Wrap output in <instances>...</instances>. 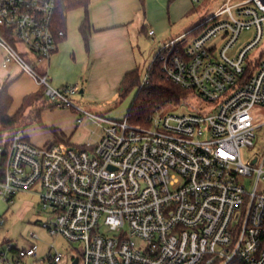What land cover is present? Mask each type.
I'll return each mask as SVG.
<instances>
[{"label":"built area","instance_id":"1","mask_svg":"<svg viewBox=\"0 0 264 264\" xmlns=\"http://www.w3.org/2000/svg\"><path fill=\"white\" fill-rule=\"evenodd\" d=\"M55 11L54 0H0L3 66L20 67L50 103L77 112L79 124L93 120L103 134L84 147H39L21 134L0 140V199L40 196L52 219L43 228L81 246L72 264H264V160L246 164L241 153L254 146L252 111L264 109V0H224L198 36L163 45L155 59L162 75L219 107L211 115L160 111L149 126L86 111L71 99L78 84L56 88L26 61L29 52L37 62L57 52ZM245 31L253 39L231 55ZM149 83L147 74L140 88ZM256 175L249 191L246 180ZM7 244L0 264L38 257L37 246ZM53 249L43 262L60 264Z\"/></svg>","mask_w":264,"mask_h":264},{"label":"crops","instance_id":"2","mask_svg":"<svg viewBox=\"0 0 264 264\" xmlns=\"http://www.w3.org/2000/svg\"><path fill=\"white\" fill-rule=\"evenodd\" d=\"M190 14L191 0H176L173 3H170V0H91L88 8L92 28L89 46L80 32L86 11L84 9L72 11L67 18L66 41L59 44L57 52L49 61L44 62L41 70L39 63L37 70L47 75L56 88L78 84L79 94L82 95L81 108L96 115L109 117L110 111L106 104L117 96L120 97L121 86L128 73L137 70L139 72L138 50L142 37L147 34L150 37L157 36L156 43L161 48L167 42L187 35L195 29H191V26H177ZM151 31L155 32L153 36L150 35ZM3 62L4 51L0 49V87L4 85L9 87V93L13 98L11 114L21 108L25 111V105L20 104L15 108L16 95L28 94L30 86L17 82L19 78L14 76V72L20 67L17 65L4 67ZM21 73L34 88L31 94L34 103H41L40 108L34 113L39 114L40 118L42 111L54 107L47 106L44 99L40 98L41 88L37 83L22 70ZM31 118H34V115ZM87 120L91 119H85L80 125ZM26 129L27 127L20 133L24 135ZM51 131L55 138L52 142L55 143L72 147L92 144L87 143L85 137L73 142V134L69 136L54 128H51ZM23 137L33 143L28 136Z\"/></svg>","mask_w":264,"mask_h":264},{"label":"rangeland","instance_id":"3","mask_svg":"<svg viewBox=\"0 0 264 264\" xmlns=\"http://www.w3.org/2000/svg\"><path fill=\"white\" fill-rule=\"evenodd\" d=\"M224 0H200L199 3L193 4L191 0V14L187 15L181 22L177 24L180 27L191 26V29L199 26L203 22H207L213 18L215 12L220 8ZM178 29V28H177ZM254 37L253 31H245L242 33L237 46L231 51V55L238 53L245 45H247ZM157 36L150 37L148 34L141 39L139 54V72L142 80L148 74V70L153 64L158 52L161 50L157 46ZM18 50L26 53V47L19 45ZM256 56L258 54L256 53ZM28 63L40 70L44 67V62H37L36 56L30 52L24 55ZM37 62V63H36ZM14 76L18 77V83L29 85V93L26 95H16V106L25 105V111L21 119L22 124H28L29 119L35 116L36 110L40 108L41 103H34L31 96L34 89L28 79L21 73L20 68L14 72ZM26 92V91H24ZM23 94V93H22ZM81 94L72 97V101L82 107ZM135 99V93L130 94L125 100L121 101L120 97H116L110 103L106 104L110 111L111 119H123L127 116L128 111ZM219 105L216 103H207L201 100L197 95H187L183 102L179 105H171L166 109L167 113L175 115L196 113L197 110L204 112L206 115L216 113ZM252 114L256 117L255 121V140L254 146L243 148L242 158L246 164H250L254 159H258L257 167H260L264 160V109L256 107ZM108 117V118H109ZM79 114L71 108L54 106L53 109H45L40 115L39 121L28 126L22 136H28L33 144L39 147L46 146L50 142L55 141L51 128L60 133L72 136V141L77 142L79 139L87 138V143H96L103 134L102 127L98 126L93 120H87L83 125L78 123ZM66 130V131H65ZM67 132V133H66ZM257 181V175L246 180V186L249 191H253ZM259 191H264V183L259 185ZM0 219L5 220V226L0 230V251L8 252V244L11 243L15 248H28L32 245L38 248L37 259H27L24 264H49L48 261L43 262L48 255L49 249L53 246V252L57 251L63 255V261L60 264H72L71 259L80 255V245L70 244L63 237L52 236L45 228L43 223L52 221L51 215L48 214L40 203V196L35 193H19L12 203L0 199ZM99 232L113 236L114 233L108 227L102 226ZM36 235V238L33 237ZM12 253H9L11 256ZM40 260V261H39Z\"/></svg>","mask_w":264,"mask_h":264},{"label":"trees","instance_id":"4","mask_svg":"<svg viewBox=\"0 0 264 264\" xmlns=\"http://www.w3.org/2000/svg\"><path fill=\"white\" fill-rule=\"evenodd\" d=\"M56 11L54 16L53 30L58 44L67 39V18L68 14L78 9L86 11V18L80 28V32L89 46V40L92 28L88 16V8L91 0H54ZM176 0H170V3ZM203 23L195 27L188 33L189 37L198 36L204 29ZM156 59V58H155ZM150 75L149 85L140 88L142 78L140 73L133 71L128 73L122 83L120 90L121 101L125 100L130 94L135 93V99L128 111L127 117L135 125L149 126L152 116L160 111H166L171 105H179L187 95H194L191 91L183 90L175 83L166 79L160 70L159 64L154 60L148 70ZM40 98L44 99L47 106L54 107L45 96V90L41 88ZM13 107V98L9 93V87L4 85L0 87V140L5 137L12 138L28 127L35 121H39V114L30 118L28 124H22L24 109L21 108L14 114H11Z\"/></svg>","mask_w":264,"mask_h":264},{"label":"water","instance_id":"5","mask_svg":"<svg viewBox=\"0 0 264 264\" xmlns=\"http://www.w3.org/2000/svg\"><path fill=\"white\" fill-rule=\"evenodd\" d=\"M255 162H256V159L252 163H255ZM78 262H79V260L76 259L73 264H78Z\"/></svg>","mask_w":264,"mask_h":264},{"label":"snow or ice","instance_id":"6","mask_svg":"<svg viewBox=\"0 0 264 264\" xmlns=\"http://www.w3.org/2000/svg\"><path fill=\"white\" fill-rule=\"evenodd\" d=\"M222 155H223V153H222Z\"/></svg>","mask_w":264,"mask_h":264}]
</instances>
